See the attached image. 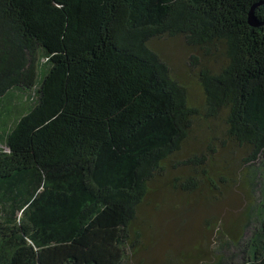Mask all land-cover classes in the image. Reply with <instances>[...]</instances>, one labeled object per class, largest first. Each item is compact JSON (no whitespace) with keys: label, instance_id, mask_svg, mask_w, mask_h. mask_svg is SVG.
I'll return each instance as SVG.
<instances>
[{"label":"trees","instance_id":"1","mask_svg":"<svg viewBox=\"0 0 264 264\" xmlns=\"http://www.w3.org/2000/svg\"><path fill=\"white\" fill-rule=\"evenodd\" d=\"M262 1L0 0V264H145L157 184L244 198L174 264H264Z\"/></svg>","mask_w":264,"mask_h":264},{"label":"rangeland","instance_id":"2","mask_svg":"<svg viewBox=\"0 0 264 264\" xmlns=\"http://www.w3.org/2000/svg\"><path fill=\"white\" fill-rule=\"evenodd\" d=\"M160 48L173 68L179 74L185 75L187 51L182 41H164L160 43ZM188 74L194 81V74ZM218 126L216 122L203 123L198 128L199 139L216 132ZM195 142L194 140L191 143V148L196 146ZM238 153L240 154V151ZM156 187L150 202L141 213L147 225L145 224L143 238L145 249L137 255L140 260L145 264H174L182 258L183 253L186 252L187 256L193 248L200 246L198 244L201 242L204 243L201 247H205L207 251L206 257L217 255L221 251L220 246L224 238L221 231L223 224L230 218H237L244 210L241 190L234 187L235 189L226 193L225 200L214 203L199 195L174 193L169 187L161 184ZM184 262L200 264V260L193 257Z\"/></svg>","mask_w":264,"mask_h":264},{"label":"water","instance_id":"3","mask_svg":"<svg viewBox=\"0 0 264 264\" xmlns=\"http://www.w3.org/2000/svg\"><path fill=\"white\" fill-rule=\"evenodd\" d=\"M264 1H262L261 3H263ZM248 22L251 26H254V27H258V26H261V25H264V22L260 21L255 15H254V12H253V9L250 11L249 13V17H248Z\"/></svg>","mask_w":264,"mask_h":264}]
</instances>
